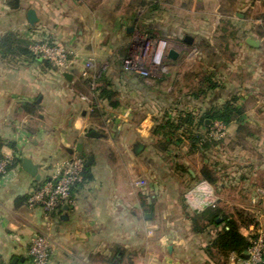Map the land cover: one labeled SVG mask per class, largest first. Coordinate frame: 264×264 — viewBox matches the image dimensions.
Masks as SVG:
<instances>
[{
	"label": "crops",
	"instance_id": "crops-1",
	"mask_svg": "<svg viewBox=\"0 0 264 264\" xmlns=\"http://www.w3.org/2000/svg\"><path fill=\"white\" fill-rule=\"evenodd\" d=\"M246 5L251 10L240 13ZM143 7L139 0H0V36L14 32L31 42L48 39L69 50L72 60L68 70H61L0 53V142L16 146L4 143L0 152L31 159L40 175L30 176L21 161L0 180V264H33L27 251L36 233L53 241L49 264H164L159 249L167 239L163 253L177 264H216L204 248L220 228L198 233L192 227L196 210L189 204L199 211L211 207L201 192L192 193L199 182L212 187L216 208L239 223L243 236L264 233V0H218L214 12L220 21L228 28L239 21L248 33L237 41L240 50L232 60L209 41L190 72L181 60L199 44L198 31L186 45L189 23L166 24L167 15L160 12L143 19ZM29 9L36 12L34 25L28 22ZM148 22L162 37L166 31L178 37V57H166L165 77L121 70L122 55ZM129 27L134 28L130 33ZM233 37L222 34L223 46ZM249 38L258 46H251ZM89 60L93 72L105 66L118 106L91 95L81 75ZM206 71H215L222 86L195 99L191 90L198 86L197 75ZM81 95L92 96L93 104ZM231 98L242 114L224 125L220 137L200 130L209 143L204 152L191 149L188 140L167 152L156 147L152 128L169 107L201 113ZM91 106L99 111L92 114ZM74 153L91 158L92 175L75 188L74 206L50 216L28 207L25 197ZM191 160H201V167L192 168ZM176 163L192 186H174L181 174ZM202 169L211 179L202 177ZM138 179H145L146 187H136ZM229 190L243 193L247 204L230 201ZM189 192L192 200L186 198ZM160 206L171 215L160 217ZM245 253L233 260L231 253L224 264H243Z\"/></svg>",
	"mask_w": 264,
	"mask_h": 264
},
{
	"label": "trees",
	"instance_id": "trees-1",
	"mask_svg": "<svg viewBox=\"0 0 264 264\" xmlns=\"http://www.w3.org/2000/svg\"><path fill=\"white\" fill-rule=\"evenodd\" d=\"M139 5L147 6L151 12L153 9H157L158 1L139 0ZM150 15H148L149 18H151ZM150 26L151 22L150 24L148 23L140 26L142 29L141 32L167 39V37H162L161 32L156 33L155 28ZM174 39L176 40L178 37ZM32 43L33 42L29 39L22 37L18 33L9 32L0 36V53L2 57L18 55L24 57L27 61H39L44 67H52L48 60L39 58L30 50ZM127 56V53L122 55V60L120 62L122 71H127L123 67V61ZM161 75L162 77H165L166 73ZM143 77L150 78L151 76ZM197 78L198 86L191 90L192 96L195 99L202 98L207 93L222 86L220 80L216 78L215 71L201 72L197 75ZM86 83L90 85L89 80H86ZM93 93L95 99L107 100L112 107L118 106V103L113 100L115 92L112 90L111 81L105 74L95 81ZM235 102L236 98H231L224 104L220 106H212L210 109L201 113H196L194 110L174 112L169 107L164 111L160 121L157 120L152 128V134L156 137V147L162 152H167L170 147H179L184 140H188L191 149H197L204 152V150L209 147V143L206 141L200 130L206 129L207 131H210L215 121L227 125L230 122L237 120L242 114V110L234 105ZM98 111L97 107L93 106L92 114L97 113ZM207 121H211V123L207 124ZM4 143L5 142H0V147L4 145ZM5 144L16 149L15 143L13 142H6ZM2 156L3 155L0 152V158ZM21 161L22 159L20 157H15L10 167L12 168L14 165L21 163ZM174 166L175 171H183L186 174V170L183 166L178 163L174 164ZM202 177L211 179L204 169H202ZM91 178L90 166L85 165L82 182L90 180ZM189 205L192 209L196 210V213L191 218L192 227L195 232H203L209 226L220 228L215 237L211 239L204 248L205 253L210 260L216 264H224L231 253H235L237 256L242 257L244 252H246L250 246V240L248 237L241 234L239 230L240 225L235 219L222 213V211L216 207H209L199 211L195 204Z\"/></svg>",
	"mask_w": 264,
	"mask_h": 264
},
{
	"label": "built area",
	"instance_id": "built-area-1",
	"mask_svg": "<svg viewBox=\"0 0 264 264\" xmlns=\"http://www.w3.org/2000/svg\"><path fill=\"white\" fill-rule=\"evenodd\" d=\"M169 42L165 38L157 35L151 36L144 32L140 34L135 43L132 45L128 56L123 61V67L127 71H134L143 76L152 74H163L167 71V66L163 62L167 56ZM30 50L39 58L48 60L53 66L68 70L71 67L72 60L70 51L61 45L46 40L34 41L30 46ZM92 62L89 60L85 63L82 70V77L89 80V89L93 96L95 81L100 77L91 74ZM89 95H81V99L87 103L93 104V97ZM91 111L93 106L90 107ZM224 133V125L215 121L209 131L212 137H220ZM17 153V152H16ZM13 155L3 154L0 158V180L7 177L11 170V165L15 157ZM86 159L77 154H72L67 158L56 170L55 174L48 180L42 182L33 189L26 197L25 203L30 208H40L46 216L56 214L65 207L74 206L75 200L73 192L75 188L82 182ZM134 185L138 188L146 187L145 179H138ZM193 192H201L204 200L211 207H216L217 197L211 186L202 182L200 186H196ZM187 200H192L191 192L186 195ZM250 246L248 247L243 264H264V233L262 231H254L249 235ZM53 241L50 236L45 233H36L30 239L28 247V256L33 264H49L53 252ZM236 254H231L233 260Z\"/></svg>",
	"mask_w": 264,
	"mask_h": 264
},
{
	"label": "rangeland",
	"instance_id": "rangeland-1",
	"mask_svg": "<svg viewBox=\"0 0 264 264\" xmlns=\"http://www.w3.org/2000/svg\"><path fill=\"white\" fill-rule=\"evenodd\" d=\"M158 1V6L157 9H153L151 12L149 11V8L147 6L143 7L142 13H144L143 15V19L146 18L148 19V17H146V15H148V13H152V15H150V17H154L155 15H157V12L160 13H166V21L165 23H169V25L174 24V25H178V24H190L189 30H188V36L191 37V35H194V33L196 31H198V45L196 46V48H191V50H189V52H187L186 58L181 60V67L183 69L186 70V72H190L191 69L193 70V65L196 66L198 64V58L200 57V55L202 54V47L208 46V44L210 43L209 41H212L214 45H216V49H218V51H221L224 53V56L226 59H230L232 60L234 57L237 56L240 47L237 45L239 40H243V37H245L246 33H248L247 29L248 26L246 28V24H245V30L243 31L244 25H242L243 23H240L239 21H233L235 24V27L237 28L238 26H240V28L238 30H236V32H233V28L236 29L235 27L232 28H228L227 27V22H222L220 21L219 18V14H216L214 12L215 9V5L216 2L218 0H203V1H194V0H165L160 2ZM221 1V0H219ZM224 1V0H223ZM249 4V3H248ZM207 7V8H205ZM250 7L249 6H243L241 8H239V12L246 14V12H248ZM195 9V11H199V14L197 13H192L191 14V10ZM203 12H200L202 11ZM206 12V13H204ZM156 17V16H155ZM252 17L251 14H249V16H247V18ZM173 21V22H172ZM150 24V22H148ZM166 23V24H167ZM172 27V26H171ZM188 29L187 27L185 28V30ZM199 29H201L199 31ZM223 29V31L221 30ZM170 32L173 31H166V33L164 34L165 37H167V40L169 42V47L172 49H176L178 51L179 48H177V43L175 42L176 36L173 34H171ZM142 34V32L139 33V35ZM222 34H226L229 35L230 37L234 36L233 39H228L227 45L223 46V43L221 42L222 40H220V37L222 36ZM138 35V36H139ZM184 38V37H183ZM187 48V46H186ZM201 49V51L199 50ZM262 63L264 64V59L262 61ZM99 66L101 64H98ZM167 66V65H166ZM105 66L103 65V67H99V70H95L94 72L92 71L91 74H95L97 76H99L100 78L105 74L106 70L104 68ZM107 67V66H106ZM107 69V68H106ZM155 75H161L160 73L156 74H152L150 76H155ZM88 85V84H87ZM89 87V86H88ZM190 166L195 167V168H200L201 167V160H195V161H190L189 163ZM177 177V176H176ZM175 177V183L174 186H181V189L185 188L186 186H192V182L188 181V177L187 175L181 171L180 174V179L179 181L176 180L178 178ZM202 182H199L198 184H196V186H200ZM227 197L230 201H234V200H238L241 201L244 204H247V201L245 200V198H243V193L239 192L238 190H229L227 192ZM183 195V193H182ZM247 199V198H246ZM165 211V212H164ZM158 213L160 215V217H162L165 213V216H169V214L171 215V213L167 214V209L164 206H160L158 209ZM247 217V216H245ZM163 246L164 244L168 243V239L163 241ZM163 246L159 249L160 251V258L161 261L164 262V264H177L176 260L173 259V257H166L163 253Z\"/></svg>",
	"mask_w": 264,
	"mask_h": 264
},
{
	"label": "water",
	"instance_id": "water-1",
	"mask_svg": "<svg viewBox=\"0 0 264 264\" xmlns=\"http://www.w3.org/2000/svg\"><path fill=\"white\" fill-rule=\"evenodd\" d=\"M27 17H28V22L30 25H34L37 21V16H36V12L33 10V9H29L27 11ZM134 30L133 27H129L127 29V32L130 33ZM193 42V38L188 36V35H185L184 38H183V43H185L186 45H191ZM247 42L251 45V46H258V43L256 40L254 39H247ZM135 43V41L132 43V45ZM167 56L173 60H175L177 57H178V51L176 49H169L168 52H167ZM66 79L68 80H71L72 78V75L69 74V73H64L63 75ZM90 135H93V133H90ZM79 149V148H78ZM91 163V158L88 157L87 158V161H86V165H90ZM22 168L25 172H27L30 176L36 178V179H39L40 178V175L38 174V165L34 164L32 162L31 159L29 158H24L22 160ZM66 208V207H65ZM171 247L169 246L168 249H170ZM17 258H14V261L16 260Z\"/></svg>",
	"mask_w": 264,
	"mask_h": 264
},
{
	"label": "flooded vegetation",
	"instance_id": "flooded-vegetation-1",
	"mask_svg": "<svg viewBox=\"0 0 264 264\" xmlns=\"http://www.w3.org/2000/svg\"><path fill=\"white\" fill-rule=\"evenodd\" d=\"M188 49V48H187ZM189 50H191V47H190V49ZM167 57V56H166ZM166 57L164 58V60H163V62L165 63L166 62ZM166 64V63H165ZM167 65V64H166Z\"/></svg>",
	"mask_w": 264,
	"mask_h": 264
}]
</instances>
